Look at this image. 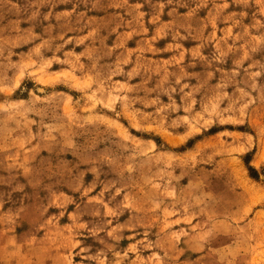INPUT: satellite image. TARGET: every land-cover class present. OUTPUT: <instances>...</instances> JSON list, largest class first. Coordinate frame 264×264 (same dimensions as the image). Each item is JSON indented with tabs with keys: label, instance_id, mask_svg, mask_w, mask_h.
I'll return each mask as SVG.
<instances>
[{
	"label": "rangeland",
	"instance_id": "obj_1",
	"mask_svg": "<svg viewBox=\"0 0 264 264\" xmlns=\"http://www.w3.org/2000/svg\"><path fill=\"white\" fill-rule=\"evenodd\" d=\"M0 264H264V0H0Z\"/></svg>",
	"mask_w": 264,
	"mask_h": 264
}]
</instances>
